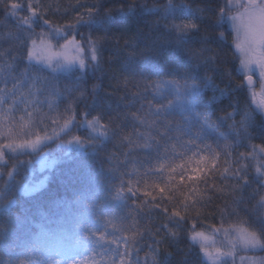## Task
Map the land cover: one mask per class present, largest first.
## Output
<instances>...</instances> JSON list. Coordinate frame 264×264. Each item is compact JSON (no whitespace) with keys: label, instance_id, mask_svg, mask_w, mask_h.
I'll use <instances>...</instances> for the list:
<instances>
[{"label":"snow or ice","instance_id":"6c2138e0","mask_svg":"<svg viewBox=\"0 0 264 264\" xmlns=\"http://www.w3.org/2000/svg\"><path fill=\"white\" fill-rule=\"evenodd\" d=\"M72 8L83 11L57 24L49 15H66L67 9L60 13L59 6L41 0L26 4L0 0V164H11L7 176L14 178L22 164L30 163L18 157L42 153V149L48 153L41 154V171L66 163L53 177L57 190L41 191L48 176L35 182L24 177L5 181L10 195L0 200V244L6 253L14 251L13 244L29 230L40 209L72 211L84 203L92 163L73 156L75 148L85 156L87 149L101 154L109 170L119 173L114 198L131 201V207L124 205L122 217L127 224L122 231L131 234L108 241L116 244L108 251L118 261H97L93 255L49 264H141L139 252L145 246V264L149 260L150 264H168L174 253L168 248L161 251L166 242L187 243L186 252L179 250L184 256L178 264H187V257L197 248L200 264H264V256L239 255L264 252V0H204L203 6L195 8L174 0L162 5L158 0L151 5L140 0H95L86 5L77 0ZM207 13L214 19L205 26ZM157 15V21L149 19ZM108 44L109 64L117 63L119 68L109 78L112 91L105 93L115 97V102L105 100V111L98 102L101 84H92L89 92L87 77L103 73ZM225 47L234 50L231 61H227ZM225 63L230 67L225 68ZM74 72L79 75L63 91L53 83ZM255 72L259 73V91L254 87ZM233 75L243 79L233 85ZM225 77L228 83L221 87L216 80L223 83ZM130 85L137 90L131 91ZM162 85L180 102V121L167 119L174 101L154 106L155 94L145 110L142 101L147 100L148 90L160 91ZM245 88L248 95L243 108L239 101L229 102L231 111L221 109L223 114L212 119L215 105ZM208 90L213 95L204 101ZM117 92L123 94L117 96ZM89 95L91 103H87ZM138 102L140 107L135 108ZM96 108L101 110L92 115ZM256 114L261 119L254 136L249 129ZM238 115L241 118L236 121ZM229 120L227 130L220 131ZM257 138L261 143H252ZM241 147L246 151L234 155ZM56 149L66 150L61 158L47 160V154ZM120 155L125 159L120 160ZM129 163L134 166L125 171ZM210 206L212 210L206 212ZM217 219L218 223H205ZM82 239L87 241L89 236ZM0 264L31 262L4 259Z\"/></svg>","mask_w":264,"mask_h":264},{"label":"trees","instance_id":"16d2710c","mask_svg":"<svg viewBox=\"0 0 264 264\" xmlns=\"http://www.w3.org/2000/svg\"><path fill=\"white\" fill-rule=\"evenodd\" d=\"M44 4H52L53 6H59L60 13H63L67 9L66 15L50 14L49 18L53 20L54 23L63 24L72 20L76 11H83V9H73L72 6L77 3V0H41ZM81 2L86 5H91L95 2V0H81ZM141 3H147L149 5L156 3L157 0H140ZM158 2L162 5L167 3V0H158ZM188 3L191 4L193 8L197 5L203 6L204 0H174V3ZM24 3H27V0H24ZM26 14L25 13H21ZM205 26L210 23V20L214 19L211 13L205 14ZM3 13L0 12V18H2ZM151 21H157L159 16H151L149 17ZM159 23L163 25L165 21L159 20ZM82 32L85 34L88 33L87 28H82ZM102 33L94 32L93 35H101ZM233 38V34L231 29L227 34L228 43L230 44ZM62 42V41H61ZM121 45H123L124 41L121 40ZM8 45H3V48H7ZM111 44L105 46V50L103 52V61H102V69L103 73L97 71L95 75L89 73L87 77V86L89 88V92H91V85L94 83H100L101 88L98 93V102L101 105V108H104V101L111 99L113 103L115 102V97H107L105 96L106 92L112 91L110 87L109 78L112 75L113 71L118 70L119 65L117 63L109 64V56H110ZM227 53V61H231L233 49H229L225 47L224 50ZM238 54L236 64H238ZM23 65H21V68ZM225 68L230 67L229 63L224 64ZM35 73V70H33ZM203 75V73H201ZM40 75L49 76L48 72H42ZM76 75H79L78 72H74L70 75H63L58 81H53V83L58 84V87L63 91L66 86L72 84ZM102 77V79H98ZM152 79H157L156 77H151ZM167 79V77H166ZM228 77L224 78V82L221 83L220 79L217 78L216 82L220 83L221 87H224L226 83H228ZM243 79L242 75H233L231 77L233 85L239 83ZM114 83V82H113ZM131 91L135 92L137 89L130 85ZM140 91L143 92V86L141 85ZM122 92H117L116 95H122ZM153 94L156 96V100L153 101L154 106H159L160 104H167L169 100H173V109L171 110V115L167 117V119L171 121H180L181 120V108L179 107V101L174 100V96L169 93L164 86H161L160 91H157L155 88L149 89L147 95V100L142 101L145 105V110H147V102L153 100ZM213 95L211 90H208L207 94L204 96V101H207ZM248 95V90L245 88L243 92H233L232 95L228 98L220 102L219 104L214 106V114L212 119H215V115H222L223 112L221 109L226 111H231L230 108H227L229 102L235 104L239 101L241 108H243L245 104V98ZM163 97V98H161ZM92 102V96L89 95L87 98V103ZM140 103L138 102L135 108L140 107ZM250 103V101H249ZM84 103L80 104V110H83ZM101 108H96L92 110V115H95ZM135 108L132 109L135 111ZM44 111H47V104L44 105ZM105 111H108L104 108ZM200 111H204L200 109ZM185 115L187 113H184ZM240 116H236L235 120L239 121ZM260 115L256 114L254 119V126L249 129V131L256 136L258 133V129L255 127L256 124L260 123ZM105 120H107V116H105ZM232 121L229 120L225 123L224 127L220 129V131H226L228 125L231 124ZM51 131V130H49ZM82 134V133H81ZM67 138V137H66ZM232 139H235L234 137ZM107 144L109 150H112V144L108 143L107 140L104 141ZM51 143V142H50ZM223 143V141H221ZM247 143V141H245ZM252 143L260 144L261 141L259 138L252 141ZM55 148V145H52ZM63 150L66 149H56L54 152L47 154L51 159H59L62 157ZM88 156H85L83 152L78 151L77 149H72L73 156H79L83 160H88L92 163V177L90 181L89 190L84 198V203L79 209H73L72 211H67L64 209H60L54 213H48L45 209H40L39 212L35 213V219L33 220L32 226L29 230L22 234L19 239L16 240L15 244H13L14 251L10 253H6V250L3 248L2 244H0V260L11 259L13 262L18 260H24L31 262V264H49L51 261H64L71 258H81L83 256H95L97 261L104 260L108 261L110 259H117L118 257H112L110 251L116 247L115 243H109L110 240H115V238L120 236H127L131 233L124 232L122 229L127 227V224L124 223L122 217L125 215L124 205L128 204L131 207V201H117L115 197L116 189L119 187V173H114L109 170V166L106 163V159L101 154H94L92 149H87ZM246 151L245 148L241 147L235 150V154L239 152ZM42 153H48V149H42ZM42 153L29 154L19 156L18 159L21 161H30V163L22 164L17 172L13 173L14 178H9L7 176V172L11 169V164L8 167H4L0 164V173H2L3 178L0 179V200L9 198L10 193L5 190V181L8 183H13V179L19 181L21 177H24L26 181H38L44 176L49 177V182L45 186V189L41 191H51L57 190L58 184L53 179V177L57 174L60 168L66 166V163L62 162L56 166L52 171L45 169L41 171V168L38 166V159ZM120 160H124V156L120 155L118 157ZM223 160V158H222ZM15 163V161H13ZM134 165L129 163L128 168L125 171H131ZM250 173L253 171L249 170ZM124 179H128L127 176ZM135 179V177H133ZM255 187V185H253ZM62 192V189L60 190ZM19 194V193H18ZM22 195V194H19ZM36 195V194H32ZM179 196V194H177ZM24 199H30V197H23ZM140 199H143L141 197ZM221 201H216V204H220ZM212 210L211 206L206 209V212H210ZM46 217V218H45ZM160 220H157L156 223H160ZM218 219L216 221H205V223H218ZM131 223V220L128 221V224ZM143 223L147 224L148 221L145 219ZM38 225H43V229H41ZM88 235L89 239L84 241L82 239L83 236ZM101 237L103 239H101ZM79 240L80 243H76ZM98 241V242H97ZM121 250L123 249V240L120 241ZM161 251L164 248H168L169 251L173 252L174 255L168 258V264H178L183 256L184 252L187 251V243L181 242L178 245H169L167 242L164 245H161ZM183 249L184 252L179 251ZM147 251L146 246L141 248L139 252V258L141 260V264H145L144 257L145 252ZM198 248L194 249L192 253L187 257V264H200V258L197 255ZM252 255H260L264 256V252H256V253H248ZM132 258H135V252H132ZM127 259V257L125 258ZM150 261V260H149ZM147 262V264L149 263Z\"/></svg>","mask_w":264,"mask_h":264},{"label":"rangeland","instance_id":"374dc122","mask_svg":"<svg viewBox=\"0 0 264 264\" xmlns=\"http://www.w3.org/2000/svg\"><path fill=\"white\" fill-rule=\"evenodd\" d=\"M54 43H55V42H54ZM257 74L259 75L258 72H257ZM256 90L259 91V87H256ZM40 158H41V155L39 156V159H38L37 161H38V166L41 168ZM47 160L50 161V160H52V159L47 155ZM249 253H252V252H249ZM239 255H248V256H252V254L243 253V252L239 253ZM257 256H260V255H257ZM75 259L79 260V259H81V258H75ZM66 260H67V259H66ZM148 264H150V261H149Z\"/></svg>","mask_w":264,"mask_h":264},{"label":"flooded vegetation","instance_id":"af4514ba","mask_svg":"<svg viewBox=\"0 0 264 264\" xmlns=\"http://www.w3.org/2000/svg\"><path fill=\"white\" fill-rule=\"evenodd\" d=\"M253 77L256 81V87H260V79H259V75L257 74V72L253 74Z\"/></svg>","mask_w":264,"mask_h":264},{"label":"water","instance_id":"95a60500","mask_svg":"<svg viewBox=\"0 0 264 264\" xmlns=\"http://www.w3.org/2000/svg\"><path fill=\"white\" fill-rule=\"evenodd\" d=\"M254 79V78H253ZM256 86V82H255V80H254V87Z\"/></svg>","mask_w":264,"mask_h":264}]
</instances>
